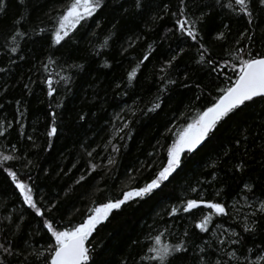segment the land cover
<instances>
[{
    "label": "trees",
    "instance_id": "obj_1",
    "mask_svg": "<svg viewBox=\"0 0 264 264\" xmlns=\"http://www.w3.org/2000/svg\"><path fill=\"white\" fill-rule=\"evenodd\" d=\"M178 2L156 0L153 7L142 15L124 17L117 10L116 0H112L106 10L89 21V34L85 36L81 32L78 35L77 39L81 40L78 48L69 45L56 51L58 65L64 64L65 67L62 74H69L65 61L84 63L85 71L72 73L71 91L56 85L57 94L53 98L47 96V88L43 83L47 73L42 70L41 64L51 51L48 37H38L32 30L37 25H50L51 21L45 13L60 7L64 0H25L24 7L19 6L18 0H9L7 14H0V52L5 51L3 46L20 14L25 18L23 30L32 37L21 41L18 55L24 56L23 60L12 54L0 55V67L9 69L0 73V105H3L0 107V123L7 127L5 136H0V151L7 154L11 146L15 145L19 149L18 155L23 153L32 161V165L27 168L24 162H16L14 170L20 173L21 179L31 175L29 182L37 198L43 197L42 206L58 202L59 211L54 215L64 225L81 222L86 214H90L92 207L108 199L118 198L129 184L137 187L148 181L164 160L166 149L175 140L174 133L186 122L190 123L189 117L194 116L196 111L203 110L210 103L207 96L197 100L196 96L200 93L195 88L172 86L170 93L164 96L160 110L147 115L141 111L155 102L159 86L157 70L178 45L186 51L170 72L173 78L182 79V74L187 72L193 80L199 79L204 85L209 84L203 72L197 71L199 66L194 62L197 56L195 48L168 34L174 20L170 15H164L162 8L168 4L175 10ZM208 2L210 0H205V3ZM192 11L198 13L199 8L193 7ZM155 15H162L164 19L154 21L152 17ZM117 20L119 24L107 48L100 55H90L89 45L94 46L91 51L98 48L109 32L113 31L111 26ZM96 23L100 24L98 29ZM224 23L229 24L231 29L226 47L214 39L216 30ZM245 27L244 19L222 9L220 14H213L202 26V35L214 57L229 60L228 51L234 50L233 41ZM93 31L96 36L91 35ZM256 40L255 50H264L259 30ZM129 41L134 45L131 48H128ZM149 44H153L156 51L141 69L137 80L129 84L127 73L145 54ZM123 48H128V52L121 55ZM9 57L17 59V62L10 63ZM106 61L111 67H104ZM58 65L50 69L53 79H59L55 75L60 72ZM210 90L211 87L205 88L206 92ZM57 102L62 103L63 107L57 109ZM53 110L58 113V134L49 138L46 132ZM133 110L137 113L135 117L131 115ZM262 111L264 108L257 105L246 114L218 127L195 153L184 155L182 169L178 170V175L167 187L146 200L133 201L119 211L114 210L90 239L93 264H121L124 259H128V264H135L139 254H143L151 243L149 234L155 236L156 230L164 227H168L172 233L165 234L166 242L175 243L178 239H184L182 234L187 230L189 244L202 245L201 237L208 239L210 233H199L194 224L209 210H194L195 214L183 213L179 217L168 215L172 206L185 199L198 198L201 192L206 200L225 202L236 217L235 220L214 217L212 230H216L215 226L219 224L240 231L236 220L248 211L243 197L247 195L257 200L264 198V149L260 147L264 140L256 135L260 129L254 122L259 121ZM81 116L84 118L80 119ZM116 116H120L121 120L126 118L132 121L131 139L115 136L120 125ZM244 128L248 129L249 139L246 142L242 141ZM28 136H32L33 140L29 141ZM237 140L242 141L240 145L236 144ZM114 144L120 147L118 154L112 151ZM89 151L92 152L91 157L87 155ZM109 157L115 160L112 166L108 165ZM241 161L245 164L243 174L234 170V165ZM90 163L100 167L77 185L75 181L80 175H87V171H90ZM129 173L135 175L134 182L129 180ZM213 175L215 180L212 179ZM245 183L254 185L253 193L244 190ZM193 187L199 188L201 192H192ZM217 192L220 196L215 195ZM237 209L239 214L236 213ZM7 216H11L14 222H19V218L23 217L22 230L18 235L13 236V229L5 219ZM0 232H6L19 248L27 247L28 244L47 246L50 240L40 225V218L22 204L18 192L2 171ZM261 238L264 236L258 234L254 239L258 242ZM136 241H140V244H134ZM248 245L251 247V240ZM10 261L11 264H18L16 258H10ZM186 264H195L191 253Z\"/></svg>",
    "mask_w": 264,
    "mask_h": 264
},
{
    "label": "snow or ice",
    "instance_id": "obj_2",
    "mask_svg": "<svg viewBox=\"0 0 264 264\" xmlns=\"http://www.w3.org/2000/svg\"><path fill=\"white\" fill-rule=\"evenodd\" d=\"M8 2L9 0H0V14H7ZM155 2L156 0H116L117 10L124 17L142 15L150 10ZM111 3L112 0H64L60 7L50 9L45 13L51 21L50 25H37L32 30L38 37L45 35L48 37V46L51 51L46 59L41 61V64L42 70L47 73L43 83L46 85L49 98L56 96V85H62L65 91H71L72 73L85 71L84 63H67L65 61L69 74H62L65 72V67L64 64L58 65L59 58L56 57V51L69 45L78 48L81 43V40L77 39L78 35L83 32L87 36L89 21H92L98 13L106 10ZM18 4L21 7L26 6L25 0H18ZM193 7H198L199 12L192 11ZM222 9H226L232 16L244 19L246 25L233 41L234 50L228 51L229 60L214 57L210 48L206 46L202 35V26L213 14H220ZM162 11L164 15H170L174 20L173 27L168 29V34L182 42H188L191 47L195 48L197 56L194 62L199 66L197 71L203 72L204 76L209 79V84L204 85L199 79L193 80L187 72L182 74V79L173 78L170 72L174 66H177V62L186 51L184 47L178 45L157 70L156 78L159 81V86L155 102L151 107L141 109V111L147 115L160 110L164 104V96L170 93L172 86L185 89L195 88L200 93L196 99L200 100L207 96L210 98V103L203 110L196 111L194 116L189 117L191 122H186L174 133L175 140L166 149L164 160L148 181L137 187L129 184L126 186V190H122L118 198L108 199L106 202L92 207L90 214H86L84 219L76 224L64 225L62 220L56 219L54 214L59 211L58 202L42 206L43 197L37 198L33 185L29 182L32 179L31 175L28 174L25 179H21L20 173L14 170L16 162H24L26 168L32 165V161L28 160L25 154L18 155L19 149L15 145L11 146V151L7 154L0 151V171L6 173V177L18 192L22 204L40 218L41 227L50 237L47 246L36 247L28 244L27 247L19 248L7 236L6 232H0V264H11L10 258H16L18 264H93V249L89 244L90 239L97 231L98 226L106 222L114 210L119 211L124 205L133 201L146 200L157 191L163 190L178 175V170L182 169L184 155L195 153L217 131L218 127L235 117L246 114L257 105L264 108V50H255L254 48L258 30L261 41H264V0H210L208 3H205V0H179L175 10H172L168 4H164ZM152 19L154 21L162 20L164 16L155 15ZM24 21L23 14H20L19 19L15 21L14 30L7 37L6 44L3 46L5 51L0 52V55L12 54L19 60L24 59V56L18 55L21 52V41L32 38L22 28ZM43 24L44 22L41 21V25ZM117 24H119V20L112 24L113 31L109 32L103 43L94 51H91L94 46L89 45L90 55H100L101 51L107 48L109 41L115 35L114 30ZM95 27L98 29L100 24L96 23ZM230 32L229 24L224 23L221 28L216 30L214 39L222 42L226 47ZM168 34H166V38ZM91 35L96 36V33L93 31ZM133 46L132 41H129L128 48ZM128 48H123L120 54L127 53ZM155 51L156 47L149 44L145 54L127 73L129 84L137 80L141 69L150 61ZM9 58L10 63L17 62V59ZM53 65L60 67V72L55 73L59 79H53V72L50 71ZM104 67H111V65L106 61ZM8 70L7 67H0V73ZM117 87L120 85L117 84ZM206 87H211V90L206 92ZM17 103L19 104V101ZM55 107L62 108L63 104L57 102ZM131 115L135 117L136 111L133 110ZM50 117V127L46 135L52 138L58 134L57 111H51ZM83 118V116L80 117V119ZM116 119L120 121V125L115 136L120 139H131L130 125L132 121L126 118L121 120L120 116H116ZM254 122L260 129L256 135L264 140V111L261 112L259 121ZM6 132L7 127L0 123V136H5ZM247 133L248 129L244 128L242 141L246 142L249 139ZM27 139L32 141L33 137L28 136ZM242 141L237 140L236 144L240 145ZM260 147L264 149V144H261ZM112 151L118 154L119 145L114 144ZM87 155L91 157L92 152H87ZM114 164L115 160L109 157L108 165ZM99 167L97 164L90 163V171H87V175H80L75 183L81 184ZM212 167L215 168L216 165L213 164ZM234 170L243 174L245 172L244 162L235 164ZM212 179H216L215 175L212 176ZM129 180L134 182L135 175L129 173ZM243 188L247 193H253L254 185L245 183ZM191 191L201 192L196 187H193ZM215 195L220 196V193L217 192ZM243 199L244 206L248 211L241 214V219L236 220L240 231L232 227L224 228L219 224L215 226L216 230H212L214 217L228 218L229 220H235L236 217L225 202L206 200L202 192L198 198L185 199L178 205L172 206L168 210L170 217H179L183 213L195 214L194 210L199 209L209 210L200 216L198 222L194 224V228L202 234L210 233V237L205 239L202 236V245H190L187 239L189 232L185 230L182 234L184 239H178L177 242L172 243L166 242L164 239L165 234H172L168 227L157 229L155 236L149 234L148 239L151 240V243L148 244L143 254H139L135 264H186L190 253L195 264H264V238L258 242L254 239L258 234L264 236V198L257 200L246 195ZM250 199L251 202H249ZM233 207L235 206L233 205ZM236 213L239 214V209L236 210ZM5 219L13 229V236L18 235L22 230L23 217L19 218V222H14L11 216H7ZM249 240H251V247L248 245ZM134 244L139 245L140 241H136ZM29 257L32 259L29 260ZM121 264H128V259L122 260Z\"/></svg>",
    "mask_w": 264,
    "mask_h": 264
}]
</instances>
